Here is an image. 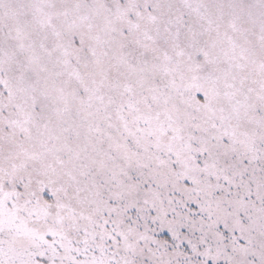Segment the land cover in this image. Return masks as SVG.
<instances>
[{
  "label": "snow or ice",
  "instance_id": "6c2138e0",
  "mask_svg": "<svg viewBox=\"0 0 264 264\" xmlns=\"http://www.w3.org/2000/svg\"><path fill=\"white\" fill-rule=\"evenodd\" d=\"M0 264H264V0H0Z\"/></svg>",
  "mask_w": 264,
  "mask_h": 264
}]
</instances>
